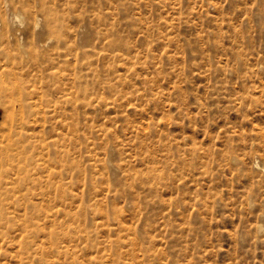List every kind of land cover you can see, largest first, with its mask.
<instances>
[{"label":"rangeland","instance_id":"374dc122","mask_svg":"<svg viewBox=\"0 0 264 264\" xmlns=\"http://www.w3.org/2000/svg\"><path fill=\"white\" fill-rule=\"evenodd\" d=\"M61 1L41 49L123 82L93 113L96 77L78 112L0 98V264H264V0ZM19 12L0 0L12 59Z\"/></svg>","mask_w":264,"mask_h":264},{"label":"bare ground","instance_id":"6f19581e","mask_svg":"<svg viewBox=\"0 0 264 264\" xmlns=\"http://www.w3.org/2000/svg\"><path fill=\"white\" fill-rule=\"evenodd\" d=\"M15 1L18 3L20 9V12L16 13L15 17L21 23L25 22V20L27 21L25 31L28 33V36L30 35V39L28 40L24 53H18L12 59L10 56H7V54L9 55L7 53V36L5 34L0 35V53H4L7 56L3 62L0 61V98L4 97L8 105V110H6L7 117H24L29 112L31 114H38L33 110L38 104L36 99L42 100L44 97H47V93L44 90H48V88H50L51 94L57 101L72 105V109L78 112L77 97L81 93L79 87L82 80L87 77L97 78L96 80L100 82V94L103 97L101 95L98 97L97 106H91L92 103L89 102L90 107L84 112L93 113L98 111L100 104L102 102L103 104L106 103L104 101L106 92L118 88L116 86L117 82L119 84L118 86L123 82L124 65L122 63L117 65L112 70L114 77L109 79L104 77L98 70L91 71L92 75L89 73H86L84 76L77 74L78 72L75 66L72 68L68 67L71 63L68 61L62 63L61 58L63 55L58 46L52 51H44L41 49L42 42H40V34L37 32V28L42 26V33L50 34L44 43H50L54 39L57 41L59 39H68L64 34V29L57 24V21L66 16V12L60 13L63 2L61 0ZM69 5L67 4V6ZM24 17L25 20L22 19ZM81 35L82 31L78 29V31L72 32L70 36L74 37L75 40L76 37ZM79 56L80 54L75 56L76 61H78ZM118 58L119 61H122L121 54L118 55ZM114 79L117 81H113ZM49 81L51 82L50 84ZM118 96H122L121 91H118ZM16 102L20 108L23 105L28 106V110H22V108L17 109L15 106ZM5 147L8 148L9 146L7 145ZM7 208L6 204L0 201V211H2L1 213L4 218L7 216Z\"/></svg>","mask_w":264,"mask_h":264}]
</instances>
